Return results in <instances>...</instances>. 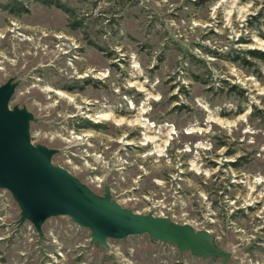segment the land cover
Segmentation results:
<instances>
[{
  "label": "rangeland",
  "instance_id": "1",
  "mask_svg": "<svg viewBox=\"0 0 264 264\" xmlns=\"http://www.w3.org/2000/svg\"><path fill=\"white\" fill-rule=\"evenodd\" d=\"M54 1L73 16L0 0V86L16 85L33 144L224 255L147 233L94 242L60 216L39 232L0 188V264H264V59L248 53L264 52V0Z\"/></svg>",
  "mask_w": 264,
  "mask_h": 264
},
{
  "label": "water",
  "instance_id": "2",
  "mask_svg": "<svg viewBox=\"0 0 264 264\" xmlns=\"http://www.w3.org/2000/svg\"><path fill=\"white\" fill-rule=\"evenodd\" d=\"M16 85L0 86V188L8 190L22 208V222L31 221L41 232L52 217H68L93 231L94 242L123 239L139 234L181 249L224 255L195 234L190 225L173 224L167 217L142 215L105 198L95 196L69 171L53 163L54 149L37 147L30 134L33 115L11 107Z\"/></svg>",
  "mask_w": 264,
  "mask_h": 264
},
{
  "label": "trees",
  "instance_id": "3",
  "mask_svg": "<svg viewBox=\"0 0 264 264\" xmlns=\"http://www.w3.org/2000/svg\"><path fill=\"white\" fill-rule=\"evenodd\" d=\"M37 2L40 1L44 4H47V5H57L59 8L63 9L67 14H69L70 16H73V12L70 8L66 7L65 5H62L61 3L59 2H56L54 0H36ZM18 6H21V4H18L16 2V4L13 5V9L11 12H16L15 9H17ZM249 56L253 57V58H260V59H264V52L262 51H258V50H255V51H249Z\"/></svg>",
  "mask_w": 264,
  "mask_h": 264
},
{
  "label": "bare ground",
  "instance_id": "4",
  "mask_svg": "<svg viewBox=\"0 0 264 264\" xmlns=\"http://www.w3.org/2000/svg\"><path fill=\"white\" fill-rule=\"evenodd\" d=\"M100 117L105 118V117H107V115L106 114H103Z\"/></svg>",
  "mask_w": 264,
  "mask_h": 264
},
{
  "label": "flooded vegetation",
  "instance_id": "5",
  "mask_svg": "<svg viewBox=\"0 0 264 264\" xmlns=\"http://www.w3.org/2000/svg\"><path fill=\"white\" fill-rule=\"evenodd\" d=\"M13 13V12H12ZM15 13V12H14Z\"/></svg>",
  "mask_w": 264,
  "mask_h": 264
}]
</instances>
